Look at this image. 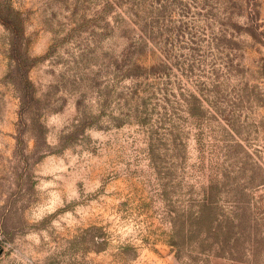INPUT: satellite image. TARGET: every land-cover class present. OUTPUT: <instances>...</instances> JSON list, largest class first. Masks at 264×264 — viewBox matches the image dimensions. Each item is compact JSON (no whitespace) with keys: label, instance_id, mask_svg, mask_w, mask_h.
<instances>
[{"label":"rangeland","instance_id":"374dc122","mask_svg":"<svg viewBox=\"0 0 264 264\" xmlns=\"http://www.w3.org/2000/svg\"><path fill=\"white\" fill-rule=\"evenodd\" d=\"M0 264H264V0H0Z\"/></svg>","mask_w":264,"mask_h":264}]
</instances>
